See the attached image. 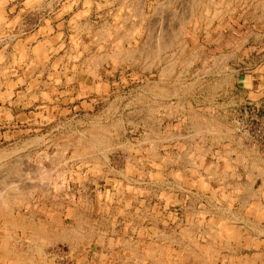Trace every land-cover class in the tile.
<instances>
[{"label":"rangeland","instance_id":"374dc122","mask_svg":"<svg viewBox=\"0 0 264 264\" xmlns=\"http://www.w3.org/2000/svg\"><path fill=\"white\" fill-rule=\"evenodd\" d=\"M256 82L264 0H0V264H264V194L200 181Z\"/></svg>","mask_w":264,"mask_h":264},{"label":"crops","instance_id":"0c3cea01","mask_svg":"<svg viewBox=\"0 0 264 264\" xmlns=\"http://www.w3.org/2000/svg\"><path fill=\"white\" fill-rule=\"evenodd\" d=\"M255 85L256 86L253 87L254 90H250L249 93L253 92L259 94L261 91L264 92L263 87L260 89L258 88L260 85L259 82H256ZM263 100L264 98L261 99V101ZM219 133V139L214 135L208 134L204 140H200V145H204V151L206 150L208 152L202 159L203 165L200 171L204 179H200V181L204 180L207 187H209V191H211V193L216 191L218 195H227V192L234 193V189L240 190V188H243V185L246 184V191L244 194L241 193V195L248 198V200L252 197L259 198L264 194V176L258 177L256 174L259 171V162L257 158L252 156L245 157L248 156V154L246 155L247 150L250 151L255 148H251V146L245 144L235 133L228 132L227 128H225V136L221 134L223 132ZM177 144H180V141H177ZM244 159L247 160L246 164L242 162ZM227 165H230L231 168L226 171L225 168H227ZM234 167H236V169ZM240 168L241 170H239ZM260 172L262 173L264 171L262 170ZM247 176L251 178L248 182L244 179L247 178ZM257 178H260L261 183L258 185L259 189L257 188V191H255L256 183L254 180H257ZM241 205L242 204H239V206ZM252 205L254 207V212L257 213L258 216L264 215L259 201L252 202ZM253 228L255 229L256 226H253Z\"/></svg>","mask_w":264,"mask_h":264},{"label":"built area","instance_id":"2783aa9c","mask_svg":"<svg viewBox=\"0 0 264 264\" xmlns=\"http://www.w3.org/2000/svg\"><path fill=\"white\" fill-rule=\"evenodd\" d=\"M235 130L253 148L264 153V117L258 116L257 108H243L234 120Z\"/></svg>","mask_w":264,"mask_h":264},{"label":"bare ground","instance_id":"6f19581e","mask_svg":"<svg viewBox=\"0 0 264 264\" xmlns=\"http://www.w3.org/2000/svg\"><path fill=\"white\" fill-rule=\"evenodd\" d=\"M165 71V70H164ZM157 87V86H156ZM160 91V90H159ZM167 93V92H166ZM106 139V138H105ZM243 158V157H242ZM18 169V168H17ZM4 204V203H3ZM208 231V230H207Z\"/></svg>","mask_w":264,"mask_h":264}]
</instances>
